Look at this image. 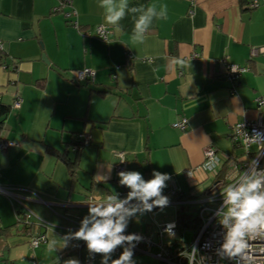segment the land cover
<instances>
[{
  "label": "crops",
  "instance_id": "crops-1",
  "mask_svg": "<svg viewBox=\"0 0 264 264\" xmlns=\"http://www.w3.org/2000/svg\"><path fill=\"white\" fill-rule=\"evenodd\" d=\"M250 1L129 0L130 6H168V18L154 20L144 43L135 45L131 16L121 21L123 31L110 28L108 41L95 37V27L104 23L99 0H0V62L8 66H0V99L10 106L0 119V138L15 142L0 151V186L32 189L51 203L19 191L32 213L26 227L17 222L19 204L0 193V264H65L69 259L101 264L102 256L89 253L83 240L72 239L66 247L60 240L78 230L88 203L111 193L127 196L130 189L119 184L115 171L117 151L124 152L125 171H138L146 180L153 171L171 177L162 194L173 213L153 208L151 222L134 215L139 227L127 225L153 241L133 249L135 264L180 262L173 248L192 238L186 241L184 230L177 229L172 239L163 235V246H172L170 260H161L157 224L176 225L198 217L204 206L215 207L205 199L219 179L202 166L204 148L231 159L239 156L231 128L245 119L264 122V104L256 102L264 97V0L254 8L247 6ZM69 10L75 11L72 17L65 16ZM222 58L248 70L231 82L224 77ZM177 59L182 66L173 63ZM12 60L17 70L11 69ZM83 67L95 70L92 81L73 79V71ZM15 93L21 96L18 108L11 106ZM181 118L187 119L186 127H173ZM81 132L90 138L71 177L47 147L72 157L69 143ZM172 185L178 189L174 197L167 193ZM41 232L46 240L31 245L30 236ZM52 240L56 250L48 248Z\"/></svg>",
  "mask_w": 264,
  "mask_h": 264
},
{
  "label": "clouds",
  "instance_id": "clouds-1",
  "mask_svg": "<svg viewBox=\"0 0 264 264\" xmlns=\"http://www.w3.org/2000/svg\"><path fill=\"white\" fill-rule=\"evenodd\" d=\"M98 7L103 10L104 19L101 36L106 39L111 35L109 28L117 32L123 31L121 21L131 16L134 26L130 40L135 45L144 43L146 33L154 20L168 18L166 4L130 6L129 0H99ZM173 63L183 65V61L179 59L174 60ZM243 135L245 143L253 140L264 144L262 143L264 133L254 132L253 136L249 137L243 132ZM205 139L210 144V140L207 137ZM257 164L258 161H252L250 168L244 171L236 182L227 184L221 190L224 203L216 215L226 232L217 255L221 259L233 261V264H252L255 254L250 241L264 240V169L258 168ZM218 166H220L219 158L214 153H209V159L203 168L208 173L215 174ZM188 174L191 176L190 173ZM117 175L119 184L130 189L127 196L120 199L117 194H109L96 203H88V215L82 219L79 229L65 235L60 241L63 247H66L72 239L85 241L89 253L102 256L101 264H109V261L111 264H135L133 249L142 237L137 234L125 235L128 219L137 212H150L153 208L163 210L167 207L169 198L162 193L167 187L166 181L171 177L159 171H153V178L148 180L138 171H120ZM109 178V176L102 177L103 180ZM132 201L137 203L131 204ZM174 228L175 224L169 223L164 230L169 236H174ZM56 243V240L50 241L49 250H56ZM118 247H123V252L119 258L111 259ZM197 251L193 246L191 257L185 254L189 264ZM65 264H80V262L77 259H69Z\"/></svg>",
  "mask_w": 264,
  "mask_h": 264
},
{
  "label": "built area",
  "instance_id": "built-area-1",
  "mask_svg": "<svg viewBox=\"0 0 264 264\" xmlns=\"http://www.w3.org/2000/svg\"><path fill=\"white\" fill-rule=\"evenodd\" d=\"M63 4V2H61ZM259 1L258 0H252L250 1L247 6L250 8H254L258 6ZM59 10V9H56ZM75 14L74 10H69L65 12L66 17H72V15ZM71 24L78 29V22L76 20H71ZM103 24H99L95 27V37H97L99 40L102 41H108L109 35L106 37L101 36V26ZM110 32V28L108 29ZM83 35L89 36L90 33L88 31H82ZM105 39V40H104ZM0 49L2 50V43L0 41ZM260 49L264 50V47H261ZM221 64L224 66V77L225 79L233 82L236 81L241 73L248 70L247 65H237L229 63L226 58L220 59ZM95 75V70L90 67H83L80 69H76L73 71V79L76 82H84V81H92ZM257 104L260 106L264 104V97H257L256 98ZM21 103V96L18 93L14 94V98L12 101L11 106L18 108ZM187 124L186 118H181L177 121H174L172 123V126L179 129H184ZM241 126V127H240ZM243 132L247 133L249 137H252L254 132H260L264 133V122L260 118L257 119H245L241 122L236 123L231 128L230 136L234 140V143L237 147L241 149V153L239 156H236L234 158H227L223 156L222 154L218 153L213 147L207 146L203 150L204 154V162L202 166L207 162L209 159V153H214L220 160V166L217 167L215 170L214 176L217 175L219 169L221 166L226 162L229 165V169L227 172V179L229 183H234L236 180L239 179V176L242 175V173L250 168V164L252 161L256 160L258 161L257 167L260 169H264V144H259L254 142L253 140H249L248 143H245V137L243 135ZM89 135L87 133L81 132L77 134V139L83 144H88L89 142ZM264 143V141H262ZM15 145V142L10 139L6 138H0V151H3L7 149L8 147ZM73 149L75 147H72ZM117 157V161L115 163V171L117 174L120 171H125L126 167V159L123 151H117L115 153ZM247 158V159H245ZM188 173H192L190 170L187 171ZM189 175V174H188ZM226 184V185H227ZM225 185V186H226ZM222 186L220 181H216L213 185V188L211 190V195L205 199V201H214L216 202L215 207H202L199 211V217L201 220V225L197 231V233L194 235V237L191 239V241L188 244H184L182 240H180L179 243L175 244V247L173 248L176 256L179 258L180 262L177 264H189V260L185 254H187L189 257H191V250L193 246L198 250L197 254L195 255L194 259L190 261V264H233V261L228 259H221L217 255V250L220 248L224 241V235L226 232V229L220 224L219 218L217 217L216 213L219 209H221L224 198L222 195L221 190L225 187ZM21 190H27L29 191L35 198V200L46 203L48 206L51 205L50 202H46L41 195L38 192L33 191L32 189L28 188H22V187H2L0 186V193L7 196L9 199L15 201L19 204V207L23 209V219L25 222L29 223V219L32 216V213L26 208L24 205V197L19 193ZM215 190V191H214ZM168 195L170 197H174L178 194V189L176 186L172 185L168 190ZM136 201H132V203H135ZM169 223H161L158 225V236L160 238V242L158 246L161 249V253L157 254V257L161 260L168 261L170 260V252H169V246H172V242L168 243V245L163 246L162 243V236L167 235L170 239H172L176 235V225L173 229L175 235L169 236L165 232V227ZM81 223H76V229H79ZM127 234H137L142 237L141 241L136 243L134 249H137L139 246H149L153 244V241L151 240L150 236L137 231H131V230H125V235ZM46 240L45 233H37L35 235H31L29 238V242L31 245H37L40 242H44ZM253 244V252L254 257L252 264H264V240L256 239L253 241H250ZM127 246V245H125ZM120 249H123V247H118L115 252L119 253ZM202 258V260H201Z\"/></svg>",
  "mask_w": 264,
  "mask_h": 264
},
{
  "label": "trees",
  "instance_id": "trees-1",
  "mask_svg": "<svg viewBox=\"0 0 264 264\" xmlns=\"http://www.w3.org/2000/svg\"><path fill=\"white\" fill-rule=\"evenodd\" d=\"M2 52L3 51L0 49V56H1ZM0 66H3L4 68H8V66L6 65L5 62H0ZM11 69L12 70H17V61H14V60L11 61ZM9 108H10V106L5 105L0 99V119L6 115V113L9 110ZM2 122L3 121L0 120V130L2 128ZM77 134H76L75 140H73L72 143H69V144H71L70 145L71 148L75 147L74 149L72 148V150H73L72 155H71L72 157H68L65 154L58 153L55 149H52L51 147H47V151L51 152L52 154H54L55 156L60 158L67 165V168H68V171H69L71 177L74 176V174L76 172V169L78 168V156H79L80 149L83 146V144L77 139ZM227 170H228V167L226 166V162H225L223 164L222 168L220 169V171L216 175V177L219 179V181H221V183L223 185L227 184V182H228V180L224 178L225 173H226ZM16 213H17V216H18L17 217V222H20L24 226L27 227L29 225V223L25 222V220L23 219V215H22L23 214V210L18 207L16 209ZM176 225H177V230L178 231L185 230L186 228L187 229H191L192 228L195 231V233H194V235H195L197 233L200 225H201V220H200V217L198 216V217H196L194 219H191V220L178 221V223ZM83 243L86 245L85 241H83Z\"/></svg>",
  "mask_w": 264,
  "mask_h": 264
},
{
  "label": "rangeland",
  "instance_id": "rangeland-1",
  "mask_svg": "<svg viewBox=\"0 0 264 264\" xmlns=\"http://www.w3.org/2000/svg\"><path fill=\"white\" fill-rule=\"evenodd\" d=\"M41 58L43 59V57L41 56ZM44 60V59H43ZM45 61V60H44ZM174 208V207H173ZM181 208H182V205H181ZM175 209H172V208H169V209H166V208H164L162 211H165V212H169L170 214H172L173 213V211H174ZM191 213L192 214H194L195 213V211H191ZM137 217L138 216H140V218H141V220H146V222H151L152 221V218L150 217V215H149V213L148 212H143V213H141V212H137L136 214H135ZM139 218V219H140ZM137 222H138V220L136 219V217H130L129 219H128V224H130L131 226H133V227H139V224L137 225ZM143 225L145 226V224H144V221H143ZM192 231H193V229L191 228V229H185L184 230V232H183V238L186 240V241H189L191 238H192ZM177 236H179V233L177 234Z\"/></svg>",
  "mask_w": 264,
  "mask_h": 264
},
{
  "label": "water",
  "instance_id": "water-1",
  "mask_svg": "<svg viewBox=\"0 0 264 264\" xmlns=\"http://www.w3.org/2000/svg\"><path fill=\"white\" fill-rule=\"evenodd\" d=\"M44 55H42V57H43ZM45 60V59H44Z\"/></svg>",
  "mask_w": 264,
  "mask_h": 264
}]
</instances>
